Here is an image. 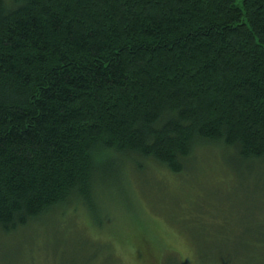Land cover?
Wrapping results in <instances>:
<instances>
[{
	"label": "trees",
	"instance_id": "obj_1",
	"mask_svg": "<svg viewBox=\"0 0 264 264\" xmlns=\"http://www.w3.org/2000/svg\"><path fill=\"white\" fill-rule=\"evenodd\" d=\"M208 146L264 175V0H0V232Z\"/></svg>",
	"mask_w": 264,
	"mask_h": 264
},
{
	"label": "rangeland",
	"instance_id": "obj_2",
	"mask_svg": "<svg viewBox=\"0 0 264 264\" xmlns=\"http://www.w3.org/2000/svg\"><path fill=\"white\" fill-rule=\"evenodd\" d=\"M195 152L174 173L119 159L118 175L94 191L101 222L81 204L60 207L39 223L0 232V264H196L199 251L204 264H264V255L240 256L243 249L257 251L259 219L264 222L258 164L238 166L233 152L219 146ZM87 236L100 242L92 245Z\"/></svg>",
	"mask_w": 264,
	"mask_h": 264
}]
</instances>
